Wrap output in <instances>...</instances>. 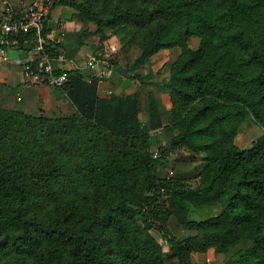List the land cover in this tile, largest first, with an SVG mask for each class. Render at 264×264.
<instances>
[{"label": "trees", "instance_id": "trees-1", "mask_svg": "<svg viewBox=\"0 0 264 264\" xmlns=\"http://www.w3.org/2000/svg\"><path fill=\"white\" fill-rule=\"evenodd\" d=\"M58 4L76 10L79 35L95 25V51L115 35L135 81L153 78L146 59L178 48L169 105L118 93L113 58L107 97L95 74L67 71L71 115L26 112L0 82V264H192L212 247L220 264H264V0ZM48 42L53 55L65 47ZM247 118L262 133L242 147Z\"/></svg>", "mask_w": 264, "mask_h": 264}, {"label": "crops", "instance_id": "crops-1", "mask_svg": "<svg viewBox=\"0 0 264 264\" xmlns=\"http://www.w3.org/2000/svg\"><path fill=\"white\" fill-rule=\"evenodd\" d=\"M32 3H36V0H0V15L7 9L22 12ZM37 4L41 3L38 1ZM49 11L46 19V27L48 29L47 39L53 44L61 43L65 46L57 48L58 53H56L53 61L54 66L59 70L66 71L87 69L91 74H94L85 66V62L98 45L99 37L94 33L95 25L89 22L86 25L88 29L86 30V34L81 36L79 34L85 28V24L83 21L75 18L76 10L73 7L66 4H58ZM107 34L108 37L103 41V46L99 50L103 49L104 53L107 54L110 49L108 54L111 55H107L113 58L117 67L123 66L127 70L128 55H125L119 49L116 36L110 32H107ZM28 45L29 42L25 41L23 46L20 47L22 49L5 48L3 51H0V82L4 84V92L13 95L15 99L20 98L22 108L26 112L41 113L50 117L73 114L74 106L62 88L48 83L28 85L29 80L23 69L25 63L30 58ZM178 53L179 49L163 48L146 59L144 61L145 72L153 75V78L150 80L139 82L129 77L132 71H127V76L121 73L123 78L118 93L128 94L138 91L141 94H145L146 92H151L159 111H164L169 105V88L166 78L169 74L170 63L176 58ZM167 59L171 60L170 63H163L162 66L161 60L167 61ZM109 88V78L107 80H98L97 95L100 97L109 96L111 93ZM157 134H159L158 130L153 132V136ZM194 165L198 168L202 166L200 161H195ZM189 217L197 218V214L191 211L189 212ZM212 249L214 248H209L207 253H211ZM193 253H191V259Z\"/></svg>", "mask_w": 264, "mask_h": 264}, {"label": "built area", "instance_id": "built-area-1", "mask_svg": "<svg viewBox=\"0 0 264 264\" xmlns=\"http://www.w3.org/2000/svg\"><path fill=\"white\" fill-rule=\"evenodd\" d=\"M38 1L41 4L38 5ZM50 6L51 0H36V3L30 4L22 12L7 9L1 14L0 51L5 48L22 49L16 35L27 33L29 38L25 41L29 42L30 58L23 69L29 80L28 85L48 83L58 88H64L68 80V73L66 70L55 73L53 61L56 55H53L47 47L49 42L45 28ZM85 66L98 77V80H107L114 69V64L103 49L91 53Z\"/></svg>", "mask_w": 264, "mask_h": 264}, {"label": "rangeland", "instance_id": "rangeland-1", "mask_svg": "<svg viewBox=\"0 0 264 264\" xmlns=\"http://www.w3.org/2000/svg\"><path fill=\"white\" fill-rule=\"evenodd\" d=\"M190 45L192 47H196L197 46V43H198V38L197 37H192L189 41ZM109 48V47H108ZM175 49H178V48H175ZM110 52V49L109 51L107 52V54ZM109 56L111 54H108ZM112 58V57H111ZM163 60V59H162ZM162 66H163V63H170L171 60H168L167 61H162ZM160 62V63H161ZM166 64V65H167ZM169 66V65H168ZM163 75V74H162ZM5 93H8V92H5ZM164 98H165V94H164ZM238 132L239 134L237 135L236 139H235V142L242 146V147H247L251 144V142L257 137L259 136L261 133H262V130L261 128L256 125L254 122H252L250 120V118H247L241 125L240 127L238 128ZM158 135V134H157ZM157 135L153 137V141L151 142V146H150V149L151 151L153 152H157V148H158V145H159V141L157 139ZM156 137V138H155ZM161 142V140H160ZM199 162V161H197ZM165 164L167 165L168 162L167 160L165 159ZM194 164V163H193ZM199 164V163H198ZM196 166V165H195ZM167 203H169V201L167 200ZM196 213V212H195ZM197 214V213H196ZM152 234L159 240L161 241L163 244H165L159 234L155 231V230H151ZM165 246V249L167 250V247L166 245ZM213 251L211 253H207L206 252H194L192 254V264H220L222 262V259H223V255L218 252L216 249H212ZM167 264H169L167 262Z\"/></svg>", "mask_w": 264, "mask_h": 264}, {"label": "water", "instance_id": "water-1", "mask_svg": "<svg viewBox=\"0 0 264 264\" xmlns=\"http://www.w3.org/2000/svg\"><path fill=\"white\" fill-rule=\"evenodd\" d=\"M117 69H118L123 75H125V76L128 75L127 70H126L125 67H123V66H118Z\"/></svg>", "mask_w": 264, "mask_h": 264}]
</instances>
